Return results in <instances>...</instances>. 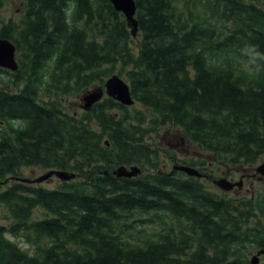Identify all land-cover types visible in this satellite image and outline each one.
Segmentation results:
<instances>
[{
	"label": "trees",
	"instance_id": "obj_1",
	"mask_svg": "<svg viewBox=\"0 0 264 264\" xmlns=\"http://www.w3.org/2000/svg\"><path fill=\"white\" fill-rule=\"evenodd\" d=\"M6 2L0 37L20 53L17 70L0 66V209L11 221L0 223V264H253L264 193L228 196L166 172L146 136L172 122L227 163L264 155V72H244L240 54L246 43L264 52V0H136L138 52L111 0H26L18 22L2 16ZM114 73L142 106L62 103ZM121 164L142 172L119 176ZM23 165L75 176L50 188L24 180Z\"/></svg>",
	"mask_w": 264,
	"mask_h": 264
},
{
	"label": "rangeland",
	"instance_id": "obj_2",
	"mask_svg": "<svg viewBox=\"0 0 264 264\" xmlns=\"http://www.w3.org/2000/svg\"><path fill=\"white\" fill-rule=\"evenodd\" d=\"M26 0H7L5 5L3 6L1 10L2 16L6 19H12L15 22H18L23 17L25 11H26ZM130 27V25L128 24ZM134 41L133 44L136 42V51H139L138 42L139 38L137 35L132 36ZM19 50L17 51V58L19 61ZM11 71H15L13 69H10ZM10 77H13V75H9ZM6 80H2L3 85H8L7 87H10L8 83L11 80L10 78H5ZM5 81V82H3ZM1 82V81H0ZM100 85V83H93L90 86H88L85 89L80 90L79 92H72V93H66L64 98L62 99V103L65 105V107L71 111L75 112H82L83 109L82 104L84 101H82V96L84 94ZM12 88V87H10ZM14 88V87H13ZM16 89V88H15ZM41 96L43 98H50L55 97L53 95L41 93ZM137 106H142L138 102H135ZM80 110V111H78ZM73 112V113H75ZM151 130L149 134L146 136V139H148L150 142L154 143L161 155V161L162 164L160 168L166 172H169L172 170L174 164L183 163V160L186 161H205L204 164L200 165L201 168L204 170L205 173H208L207 178L203 177L202 179L207 183V185L218 192L221 193H227L228 196H246V197H252L256 196L259 197L264 193V178L259 174V172L256 171V166L264 159V155H261L256 161L248 162L246 163H239V164H231L227 163L226 161H223L221 158H218V155H216L214 152H209L207 150H204L199 144L196 142L189 140L186 138V136L183 134L181 127L179 125H176L172 122L165 123L159 127V129ZM171 155L175 156V159L171 158ZM50 169L49 167H44L42 165H23L20 167V173L22 176L29 177V178H35L39 175L44 174L46 171ZM226 176L231 179V177H234V179L238 180L244 177L243 186L238 187L237 185L235 187L231 188L230 191H226V189L221 188L216 183H214L215 178H220ZM242 180V179H241ZM62 182L61 177L58 175H53L52 177H48L44 179L41 182H37L43 186L54 188L57 187ZM233 196V197H234ZM259 212V210H257ZM8 212L0 209V223L9 224L11 221L5 216ZM45 215V210L41 207H37L33 212L34 218H39ZM258 216L256 215L253 219L250 220L251 226L254 225V223L258 222ZM7 235L13 239L19 242V244L27 249L29 252L34 251V247L26 242L25 237L22 234L19 235H12L11 233H7ZM253 254V252H251ZM250 253V256H251ZM253 256V255H252ZM260 261V258H259ZM260 264H264V257H261Z\"/></svg>",
	"mask_w": 264,
	"mask_h": 264
},
{
	"label": "water",
	"instance_id": "obj_3",
	"mask_svg": "<svg viewBox=\"0 0 264 264\" xmlns=\"http://www.w3.org/2000/svg\"><path fill=\"white\" fill-rule=\"evenodd\" d=\"M114 6L123 11L125 16L127 17L128 24L132 27L133 35H136L138 31V21L135 16L137 5L135 0H111ZM0 65L14 68L18 67L17 59H16V45L15 43L6 37H0ZM107 92L109 95L114 96L117 99H120L124 103H133L134 98L131 93L129 83L122 78L119 74L114 73L109 76L105 81V89L104 86H96L90 89L88 92L82 96L84 101L83 106L85 108H90L94 102L99 100L104 92ZM175 168L183 169L190 174H201L199 170L190 165H175ZM256 170L260 172L264 176V160L257 165ZM141 171V168L137 165H132L129 168L125 165H119L114 172L117 175H126V176H133L138 174ZM52 174H57L64 179H68L74 176L73 172H69L66 170H59V169H50L46 173L36 177L35 181H41ZM29 180V178H26ZM215 182L223 188L230 189L235 182L229 180L226 177H221L215 180ZM237 183L241 184V181H237ZM264 252V248L260 249L256 254L252 257V262L257 264L259 262V254Z\"/></svg>",
	"mask_w": 264,
	"mask_h": 264
},
{
	"label": "clouds",
	"instance_id": "obj_4",
	"mask_svg": "<svg viewBox=\"0 0 264 264\" xmlns=\"http://www.w3.org/2000/svg\"><path fill=\"white\" fill-rule=\"evenodd\" d=\"M240 54L244 58L242 70L249 75L264 72V52L252 43H246L240 48Z\"/></svg>",
	"mask_w": 264,
	"mask_h": 264
},
{
	"label": "flooded vegetation",
	"instance_id": "obj_5",
	"mask_svg": "<svg viewBox=\"0 0 264 264\" xmlns=\"http://www.w3.org/2000/svg\"><path fill=\"white\" fill-rule=\"evenodd\" d=\"M233 181H237L236 179H234V177H231ZM241 179H243L244 181V177H242ZM243 186V185H242ZM242 186H239V187H242ZM235 187V186H234Z\"/></svg>",
	"mask_w": 264,
	"mask_h": 264
}]
</instances>
